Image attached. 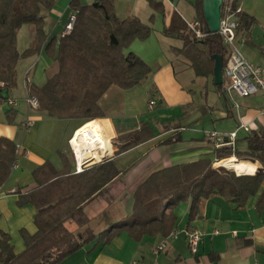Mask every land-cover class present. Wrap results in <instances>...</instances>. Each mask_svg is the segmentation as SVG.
Segmentation results:
<instances>
[{"label": "trees", "instance_id": "16d2710c", "mask_svg": "<svg viewBox=\"0 0 264 264\" xmlns=\"http://www.w3.org/2000/svg\"><path fill=\"white\" fill-rule=\"evenodd\" d=\"M55 1L0 0V98L4 99L1 96L3 89L10 91L16 87L17 62L39 53L44 46L58 69L42 86L27 84L29 96L36 97L39 102L37 110L52 118L79 119L81 125L89 120L99 122L103 117L99 100L110 86L131 89L151 72L147 63L127 49L135 40L148 39L152 30L137 16H120L115 0H95L85 5L71 0L69 7L76 13L72 31L47 42L43 32V11L50 10ZM158 4L153 2L155 7ZM194 8L204 27L202 0H195ZM254 22L255 18L244 12L240 16L239 29H248ZM25 24L34 26L35 40L33 46L20 53L17 34ZM162 33L182 40L183 46L177 48V53L188 60L196 77H213V54L222 55L223 63L225 61L226 50L219 34L210 33L204 40H196L176 12ZM215 87L228 107L222 85ZM6 115L12 122L15 112L11 108ZM154 136L148 123L142 122L123 137L119 146L115 145V154ZM178 139L169 138L164 142L175 143ZM243 140L246 143L244 150L237 149V141L234 152L228 148L214 149L219 160L232 155L239 159L237 163L229 164L228 168L232 170L215 168L213 161L204 157L151 173L133 194L131 214L110 222L98 234L89 228L79 230L88 223L85 206L103 197L120 171L112 160H106L73 173L68 158L59 154L61 169H56L50 161L40 164L32 172L35 187L25 193L18 192L19 205L31 203L35 206L37 229L33 234L20 230L24 248L19 253H15L10 236L0 231V264H58L96 238L108 244L121 233L135 240L146 235L166 237L176 223L173 209L180 202H190V223L198 217L201 201L212 194L221 195L241 208L250 196L260 192L256 209L262 211L264 125L247 132ZM16 158V144L9 138L0 137V184L10 176ZM73 225L75 228H70Z\"/></svg>", "mask_w": 264, "mask_h": 264}, {"label": "crops", "instance_id": "0c3cea01", "mask_svg": "<svg viewBox=\"0 0 264 264\" xmlns=\"http://www.w3.org/2000/svg\"><path fill=\"white\" fill-rule=\"evenodd\" d=\"M70 1L56 0L50 10L43 11V32L47 42L51 38L58 39L62 36L64 26L72 13ZM78 1L85 5L95 0L89 3ZM153 2L159 3L157 7L153 6ZM194 2L195 0H144V2L134 0L131 5L128 4L125 13L122 11V5L116 3L120 16H137L151 28L152 33L147 41L135 40L127 49L147 63L151 67V72L140 84L131 89L110 86L99 100L103 117L99 122L95 121L107 137L109 134L103 124L104 121L110 123L113 131L112 141L117 136L123 140L127 133L137 129L142 122L148 123L155 136L118 154H115V145L111 146L108 138L111 147L108 154L113 151L112 157L108 160L114 162L120 173L111 182L109 191L103 197L85 206L88 222L93 217L102 215L108 223H114L130 215L134 202L133 194L151 173L172 165L195 162L204 157H209L212 161L215 158L212 142L206 138L205 132L201 136L194 133L197 130L190 129L187 120L214 113L215 119L228 118L230 114L234 117L233 107L230 103L227 107L224 101H221V104L211 102L213 104L208 106L213 108L204 110L203 113L193 108L195 94L188 87L196 83L197 78L206 77L194 75L193 78L190 74L191 68L175 69V60L181 56L177 53V48H182L183 42L175 39L179 41V45L165 43L163 37L166 36L162 33L163 28L169 25L173 12L178 13L184 23L185 19H197ZM145 7L150 12L148 17L140 13L146 11ZM244 12L253 16L255 22L248 29L239 30L246 38L242 52L250 62L264 64V23H261L250 9ZM190 13L192 17L186 18L184 14ZM156 15L161 18L162 25L154 23ZM34 40V26L31 24L21 26L17 34V50L21 53L30 48ZM57 69V63L46 54L43 46L39 53L17 62L16 87L8 91V99L13 100L15 104L10 105L0 98V137L9 138L20 146L17 152V156L21 157L20 163L16 158V166L12 168L10 176L0 184V231L10 236L15 253L21 252L24 248L20 230L25 229L33 234L37 229L34 224V215L37 211L35 206L31 203L24 205L17 203L19 191L25 193L35 187L33 170L46 161H50L56 169H61L59 154H63L68 158L72 172L74 171L68 139L81 125L80 120L52 118L41 111L30 110L25 102V97L29 96L27 84L42 86ZM151 92L154 94L153 97H150ZM255 96L259 97L260 103L243 108L245 114L251 116L250 122L253 123L257 122L256 112L263 104L260 94L250 97ZM151 99L156 101V105L149 109L147 104ZM162 105H165L167 111L172 112L169 119L159 120L158 116H148L150 111ZM11 108L15 116L13 121L9 122L6 112ZM209 118L214 120V117ZM27 119L34 121L29 129L23 126ZM62 120L67 123V130L70 133L66 138L55 136L52 131L54 124ZM45 128L49 130L48 133H44ZM175 137L179 138L175 143L164 142ZM93 164L95 163L89 162L86 168ZM259 193L250 196L241 208L221 195L212 194L201 201L199 215L190 223L188 222L190 202H180L173 209L176 223L172 228L177 229L179 235L176 239L170 240L167 249L158 255L153 254L152 250L163 240L164 237L161 235H146L140 240H135L128 234L121 233L108 244L96 238L58 264H131L133 261L142 264H264V209L260 212L256 209ZM88 207L94 208V216L86 214ZM184 229H198L204 232L196 255L191 254L187 246Z\"/></svg>", "mask_w": 264, "mask_h": 264}, {"label": "built area", "instance_id": "2783aa9c", "mask_svg": "<svg viewBox=\"0 0 264 264\" xmlns=\"http://www.w3.org/2000/svg\"><path fill=\"white\" fill-rule=\"evenodd\" d=\"M244 0H222L220 7V20L218 34L221 38L222 44L225 47V61L222 69V91L233 109L237 110V119L239 120L238 127L229 132H220L217 130L207 131L205 133L206 138L212 142L213 151L219 148H228L232 152L236 149V141L238 137V131L244 132L251 131L250 123H244L239 115L240 105L236 101L237 98L250 97L256 94H260L263 104L256 112V118L264 120V64H255L250 62L242 52V46L244 45L246 38L239 33L240 28V16L244 13ZM76 13L72 12L66 22L62 31V36L70 34L75 22ZM187 30L193 35V37L202 41L209 34L204 30L201 22L198 19H185ZM8 104L14 105L15 102L7 98ZM25 102L30 110H37L39 102L34 96H26ZM156 105V101L151 99L148 101V108L152 109ZM34 124L32 119H27L23 126L25 129H29ZM85 123L80 125L74 130L71 137L68 139V146L73 158L74 171L73 173L82 172L89 162L99 163L108 160L112 157L111 153L102 157L100 160L92 158V156L85 155L82 159L78 156L75 150L72 140L76 136L78 130ZM112 146V138H110ZM20 150V146L16 145V152ZM234 156V155H233ZM226 159V158H224ZM224 159L213 160V167L223 166L220 162ZM16 165L14 164L13 167ZM225 167V166H224ZM187 246L191 254L196 255L198 252L199 244L202 240L204 232L198 229H184L183 230ZM217 233V231H215ZM179 231L172 229L168 236L157 244L152 253L158 255L167 249L170 240H174L178 237ZM131 264H142L139 261H133Z\"/></svg>", "mask_w": 264, "mask_h": 264}, {"label": "rangeland", "instance_id": "374dc122", "mask_svg": "<svg viewBox=\"0 0 264 264\" xmlns=\"http://www.w3.org/2000/svg\"><path fill=\"white\" fill-rule=\"evenodd\" d=\"M82 1L85 3H89V2H92L93 0H82ZM115 1H116V3L118 2L119 4L122 5V11L124 13L128 7V4L131 5V3L134 2V0H115ZM142 1L144 2V0H142ZM145 8H146L145 9L146 11L145 12L140 11V13H142L141 15H145V17H148L150 12H148L147 7H145ZM243 8H244V11H247L249 9L251 11H253L257 16V19L259 18L258 20L261 23L262 22L264 23V0H244ZM116 9H117V7H116ZM117 13H118V11H117ZM143 13H145V14H143ZM184 15L188 19L192 17L191 13L190 14H184ZM154 23L155 24L158 23V25H162L161 18L158 15L155 16ZM154 27H156V26L154 25ZM150 40H152V39H150ZM163 40L165 43H168V44L179 45V41L175 40V39L163 37ZM144 41H147V39ZM245 49L246 48L244 47V51H245ZM189 68H190V65H189L188 60L185 59L182 55L179 56V59L175 60V69L183 70V69H189ZM190 72H191L190 74L194 78L193 71L191 70ZM48 75H49V73H48ZM212 78H213L212 76L206 77L204 79H202V78L198 79L197 78L196 83L190 84L188 87V89H192L193 93L195 94L193 108L198 109L202 113L204 110L207 111L210 108H213L212 106L211 107L208 106V104H213L211 102H217V103L221 104V101H223V98H220V95L218 93L219 91L217 90L215 85L212 83ZM19 79H21V77H19ZM22 90L23 89L21 88V91ZM153 95L154 94L152 93L150 95V97H153ZM155 96H156V94H155ZM236 101L238 102V104L241 107V108H239V114L241 115V120L244 123H249L251 116L249 114L248 115L245 114L246 112L244 109L248 106H254V105H257L258 103H260L259 97L255 96V97L237 98ZM232 111H233L234 117L230 114L228 118L215 119L216 116L214 113V114L210 115L211 117H214V120H210L209 114H206V116L196 118L194 120L188 121L186 119L187 123H188L187 125L190 127V129L191 128L196 129L197 131H195L194 133H198L199 136L204 134V132L206 133L207 131H211V130H217L220 132L231 131V130L236 129L238 127V123H239V120L237 119V110L232 109ZM171 114H172V112L167 111V109L165 108V105H162V106H157L154 110L150 111L148 116L149 117H153V116L157 117L158 116V119L161 120V119H169L168 117ZM58 122L59 123H56V121H55L56 124H54V128L52 130V131H54V135L62 137V138L68 137L70 133H68V130H67V123H65L63 120L58 121ZM62 122H64V123H62ZM262 125H264V121L262 119H258L257 122L249 124L251 130H256V129H258L259 126H262ZM103 126L107 129V133L109 134L108 138L110 139L111 135H113V131H112L110 123L107 121H104ZM44 131H45L44 133H48L49 130L47 128H45ZM245 134H246V132H244L243 130L238 131V137H237V149L238 150H244L246 148V143L243 140ZM121 141L122 140L120 139V137L117 136L115 139H113L112 144L119 146ZM17 158H18V163H20L21 157L17 156ZM94 159L98 160L99 158H94ZM221 165H223V166H219V167L225 166V164H221ZM256 165H258V164L256 163ZM212 166H213V164H212ZM219 167H216V168H219ZM224 168H226L228 170H232V169L227 168L226 166ZM86 214L94 216L95 215L94 208H92V207L86 208ZM108 225H109V223L107 222L106 218L102 215H99L96 218L93 217V219L89 220L88 223H86L84 226L80 227L79 230L81 231L85 228H89L94 232H99L102 229H105ZM70 228H75V226L74 225L70 226Z\"/></svg>", "mask_w": 264, "mask_h": 264}, {"label": "bare ground", "instance_id": "6f19581e", "mask_svg": "<svg viewBox=\"0 0 264 264\" xmlns=\"http://www.w3.org/2000/svg\"><path fill=\"white\" fill-rule=\"evenodd\" d=\"M85 124L76 133L72 140L73 146L77 151L78 156L82 159L85 155H90L92 158H102L108 155L111 147L108 137L105 135L101 127L95 120L84 122ZM98 159V160H100ZM239 159L235 156L226 158L220 162L228 168L229 164L237 163Z\"/></svg>", "mask_w": 264, "mask_h": 264}, {"label": "water", "instance_id": "95a60500", "mask_svg": "<svg viewBox=\"0 0 264 264\" xmlns=\"http://www.w3.org/2000/svg\"><path fill=\"white\" fill-rule=\"evenodd\" d=\"M221 3L222 0H202V12L205 20L204 30L209 34L218 32ZM211 59L214 61L213 84L215 86L222 85L223 57L219 54H213L211 56ZM1 96L4 99H7L8 90L3 89L1 92Z\"/></svg>", "mask_w": 264, "mask_h": 264}]
</instances>
